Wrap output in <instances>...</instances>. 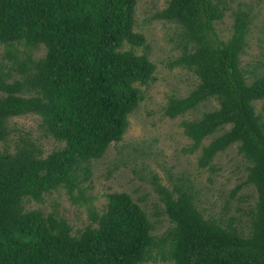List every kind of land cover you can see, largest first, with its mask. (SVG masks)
<instances>
[{
	"label": "trees",
	"instance_id": "obj_1",
	"mask_svg": "<svg viewBox=\"0 0 264 264\" xmlns=\"http://www.w3.org/2000/svg\"><path fill=\"white\" fill-rule=\"evenodd\" d=\"M136 3L0 0V264H145L157 258L264 264V116L253 105L264 99V76L241 66L254 19L250 8L232 11L229 38L216 35L214 25L228 9L223 0H169L155 15L181 28L182 52L172 65L198 78L186 97L168 99L163 114L176 118L209 99L217 102L200 119L181 121L191 141L184 151H200L197 167L210 169L219 153L237 147L246 178L230 196L244 186L256 194L246 221L204 215L183 173L170 174L167 186L156 173L149 176L157 195L151 210L141 197L107 195L104 210L89 209L90 223L74 234L56 214L23 208L25 200L42 202L58 189L73 202L87 201L81 187L89 177L86 165L122 140L143 99L139 88L155 72L145 52L123 49H146L145 37L134 32ZM21 46L29 52L41 46L45 53L35 60ZM26 115L39 117L42 136L63 146L43 157L38 140L11 125ZM11 138L16 142L9 147ZM160 216L169 225L157 234Z\"/></svg>",
	"mask_w": 264,
	"mask_h": 264
},
{
	"label": "rangeland",
	"instance_id": "obj_2",
	"mask_svg": "<svg viewBox=\"0 0 264 264\" xmlns=\"http://www.w3.org/2000/svg\"><path fill=\"white\" fill-rule=\"evenodd\" d=\"M169 0H137L134 15V32L145 37L146 49L142 47L124 46L132 49L137 55L145 52L155 65L153 80L139 89L143 99L137 109L129 116V126L118 143H112L105 155L91 161L89 177L81 187L85 191L87 201L70 200L64 189H58L43 196L42 202L25 200V211L37 210L42 214L54 213L63 218L72 228V233L82 231L89 223L88 210L101 213L106 205L107 195L113 193H129L133 198H143L141 203L146 210H151L157 203V195L153 191L149 179L156 173L161 185L167 186L170 174L183 173L196 189L197 207L207 216L224 217L236 215L243 222L247 217L245 211L253 205L256 194L251 186L242 187L234 196H230L238 185L245 180V160L238 154L235 145L219 153L210 169L197 167L199 152H185L191 141L183 134L180 125L183 120H197L206 112L215 110L217 102L209 99L199 104L194 110L183 116L168 118L164 116V106L169 98L186 97L193 90L198 78L193 72L173 66L174 60L181 54L183 45L180 43L181 28L175 23L164 19H156ZM228 7L224 18L215 23V33L222 39L229 38L232 32V11L248 9L254 15L253 23L247 35V47L241 56V66L248 71L264 76V0H223ZM20 52H31L32 59H38L45 53L43 47L29 52V48L19 47ZM4 49L0 45V57ZM255 112L264 116V99L253 103ZM40 118L26 115L13 118L11 125L24 134L31 133L37 139L42 156L60 149L63 144L52 138L42 136ZM212 137L203 141L207 145ZM16 142L11 138L9 147ZM1 146V144H0ZM142 177V178H140ZM154 219V218H153ZM156 233L161 234L168 228L166 216L154 219ZM235 224H240L235 221ZM241 225V224H240ZM145 264H171L157 258Z\"/></svg>",
	"mask_w": 264,
	"mask_h": 264
}]
</instances>
